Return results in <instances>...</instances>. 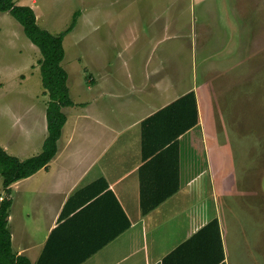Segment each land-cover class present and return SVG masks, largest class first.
Wrapping results in <instances>:
<instances>
[{
	"label": "crops",
	"instance_id": "obj_1",
	"mask_svg": "<svg viewBox=\"0 0 264 264\" xmlns=\"http://www.w3.org/2000/svg\"><path fill=\"white\" fill-rule=\"evenodd\" d=\"M208 1L211 0L192 3L209 5L202 12L203 23L192 22L191 34L200 36L201 47L183 45L176 48L179 54H171L170 59L163 55L158 63L152 60L156 52L153 47L149 56L144 48L138 51L146 58L141 64L100 61L89 65L98 77H89L91 86L84 88L83 99L75 100L70 94L73 106L63 109L67 122L57 156L47 168L11 187L8 226L16 255L26 257L32 264H210L201 244H187L217 219L225 254L222 264L261 263L259 253H248L256 250L247 245L245 228L251 225L244 223L241 229L234 226L233 238L230 237L229 228L220 218L219 190L214 187L212 210L200 197L199 187H193L196 177L190 178L192 165L185 163L183 154L185 145L198 148L204 139L200 135L204 132L198 93V51L204 54L200 69L207 81L230 70V62H216V50L210 48L213 37L225 33L229 26L220 27L216 16L219 5ZM173 26L177 32L172 20L166 22L165 29L170 31ZM247 47L249 54H259L264 46ZM188 49L191 63L194 62L190 85L184 68L168 62L183 61L181 54ZM115 50L119 58L128 53L124 48ZM191 92L196 95L199 124L178 140L176 180L169 156L147 163L143 160L142 124ZM20 132L27 137L22 151L16 150L14 157L28 160L41 154L48 136L46 121L42 143L38 141L41 134L36 143L31 142L32 129L22 128ZM4 148L9 152L10 146ZM242 178L244 185L240 184V188L247 194L252 187L251 192L263 206L262 174L248 173ZM176 184L177 192L145 214L144 197L153 203ZM257 202L256 199L255 205ZM258 230L261 235V227ZM183 247L184 253L173 254Z\"/></svg>",
	"mask_w": 264,
	"mask_h": 264
},
{
	"label": "rangeland",
	"instance_id": "obj_2",
	"mask_svg": "<svg viewBox=\"0 0 264 264\" xmlns=\"http://www.w3.org/2000/svg\"><path fill=\"white\" fill-rule=\"evenodd\" d=\"M14 1L18 6L31 7L39 27L55 36L77 20L75 31L64 37L62 63L69 76L71 98L75 100L83 99L84 88L91 86L89 77H98V72L89 65H98L100 61L141 64L146 58L138 51L144 48L149 56L153 47L156 54L153 52L152 60L158 63L164 56L170 59L171 54H179L176 48L183 45L201 47L200 36L191 34L192 22L203 23L202 12L209 6L192 4L201 0ZM214 2L219 5L216 16L220 27L229 26V29L213 37L210 48L216 50V62H230V70L221 71L223 76L214 75L207 81L200 69L204 54L198 51V93L204 132L200 135L204 139L198 148L185 145L183 154L185 163L192 165L190 178L196 177L193 187H199L200 197L212 210L214 187L219 190L220 218L229 228L230 237L233 238L234 226L241 229L244 223L251 225L245 228L246 240L248 248L252 246L256 250L248 253L251 256L259 253L260 264H264V204L251 192L252 187L247 194L240 188L245 174L264 177V47L259 54H249L247 47L264 46V0ZM171 20L176 23L177 32L175 26L170 31L165 29L166 22ZM168 35L179 36L169 39ZM120 48L128 52L121 58L115 53ZM181 55L187 60L168 62L184 68L190 85L194 63H191V49ZM41 59L40 50L27 38L19 22L9 13L0 12V146L3 149L10 146L7 153L12 156L24 147L27 136L20 132L22 128L32 129L31 142L36 143L41 134L38 141L42 143L46 121L48 134L46 99L49 98L44 94ZM196 77L195 74V80ZM6 196L0 176V201Z\"/></svg>",
	"mask_w": 264,
	"mask_h": 264
},
{
	"label": "trees",
	"instance_id": "obj_3",
	"mask_svg": "<svg viewBox=\"0 0 264 264\" xmlns=\"http://www.w3.org/2000/svg\"><path fill=\"white\" fill-rule=\"evenodd\" d=\"M0 12L9 13L23 27L27 38L41 52L39 61L41 68L45 96H48L47 122L48 136L44 142L41 154L28 160L21 161L7 153L0 146V176L6 197L0 201V264H32L24 256L14 253L12 237L9 230V211L12 205L10 198L12 185L32 177L48 165L58 154V143L61 139L67 116L63 109L73 106L68 87V73L62 63L65 58L63 46L64 37L72 32L77 20L62 34L53 35L43 30L37 24L35 11L31 7L18 6L14 0H0ZM77 16V15H76ZM199 124V111L194 92L186 95L167 108L161 110L153 117L143 122V149L142 157L147 162L155 161L163 156H169L172 162L175 179H178L179 148L178 140L181 136ZM178 190V185L164 196L151 203L150 198L144 197L143 207L145 214L159 206L170 194ZM63 212V217H66ZM202 245V250L210 264H222L225 254L222 244L219 221L213 220L198 232L187 245ZM183 249L176 250L173 254L181 255ZM80 262V261H78ZM76 264H79V263Z\"/></svg>",
	"mask_w": 264,
	"mask_h": 264
}]
</instances>
